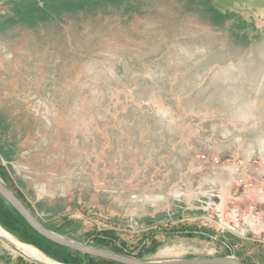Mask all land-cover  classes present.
<instances>
[{"label": "rangeland", "instance_id": "rangeland-1", "mask_svg": "<svg viewBox=\"0 0 264 264\" xmlns=\"http://www.w3.org/2000/svg\"><path fill=\"white\" fill-rule=\"evenodd\" d=\"M18 1L0 0V165L36 217L82 243L112 231L130 252L155 232L144 260L244 244L219 230L212 195L264 203L234 201L230 172L207 181L203 157L251 161L264 186V0H122L34 29L7 23ZM179 226L215 234L165 232ZM251 237L245 257L264 252ZM19 261L41 264L0 237V264Z\"/></svg>", "mask_w": 264, "mask_h": 264}, {"label": "trees", "instance_id": "trees-1", "mask_svg": "<svg viewBox=\"0 0 264 264\" xmlns=\"http://www.w3.org/2000/svg\"><path fill=\"white\" fill-rule=\"evenodd\" d=\"M109 3L111 5H121L122 0H21L14 2L12 14L10 15L7 23L9 26L22 25L29 29H34L39 27V25L47 26L51 23L62 21L64 18L70 16L83 15V17H88L90 14V16H94V12L98 9V7H104ZM208 8L209 11L216 17L222 18L225 16L213 7L209 6ZM3 154L6 159L12 158L11 152L3 151ZM0 178L12 191H14L10 175L1 165ZM16 195L36 216V212L26 202L24 197L19 193H16ZM41 222L48 229L75 239L66 233V227L64 225H60L58 223L47 224L42 220ZM0 226L17 238L21 243H25L26 245L38 249L40 252L59 264H118L112 261L82 255L79 252L57 245L42 237L32 227H30L25 219L11 207L2 196H0ZM165 232L167 235H181L190 238L198 235L202 238L207 237L209 239L213 238L215 234L207 229H198L194 227L189 228L183 226L173 228L171 231L172 233H169L168 230ZM156 234L157 233L152 231L149 232L148 235L141 240L140 246L135 248L136 251L134 252H130L127 248L128 245L126 242L122 241L112 231L103 230L87 233L85 235L86 241H84V243L116 254L144 260L146 257L155 255L158 252L160 243L155 237ZM243 242L245 243L243 244L238 242L234 243L232 247L227 246L228 250L226 251V254H223L220 257L233 255L245 264H264V252L259 250L255 251L253 256L245 257L246 251H250L252 249L251 247H248V244L252 242L244 240ZM18 264L21 263L19 262Z\"/></svg>", "mask_w": 264, "mask_h": 264}, {"label": "built area", "instance_id": "built-area-1", "mask_svg": "<svg viewBox=\"0 0 264 264\" xmlns=\"http://www.w3.org/2000/svg\"><path fill=\"white\" fill-rule=\"evenodd\" d=\"M205 165H210L215 171H229L233 174L232 182L236 185L232 189V199L234 201L248 200L253 196L257 197L259 203H264V186L258 179H248V171L253 167V163H224L221 158L213 157L207 159L203 157ZM230 162V161H228ZM208 197V195H206ZM212 197L219 198V203H214L208 208L214 210L213 218L221 232H230L244 241H255L251 235L264 234V212L257 204L250 205L247 210L235 204L233 206H224L222 202L223 196L221 194L212 195ZM206 208V209H208ZM247 234H251L250 236ZM253 238V239H251Z\"/></svg>", "mask_w": 264, "mask_h": 264}, {"label": "water", "instance_id": "water-1", "mask_svg": "<svg viewBox=\"0 0 264 264\" xmlns=\"http://www.w3.org/2000/svg\"><path fill=\"white\" fill-rule=\"evenodd\" d=\"M0 196L14 208L39 235L70 250L118 264H245L234 256L211 258H185L171 260H140L113 253L59 234L48 229L0 178Z\"/></svg>", "mask_w": 264, "mask_h": 264}, {"label": "bare ground", "instance_id": "bare-ground-1", "mask_svg": "<svg viewBox=\"0 0 264 264\" xmlns=\"http://www.w3.org/2000/svg\"><path fill=\"white\" fill-rule=\"evenodd\" d=\"M0 237L5 241H7L8 243H10L11 245L17 247L22 252V254L24 253L29 259L33 261L39 262L41 264H57L51 261L50 259L46 258L34 247L27 246L25 245V243L23 245L21 243L16 242L13 236L10 233H8L6 230H4L1 226H0Z\"/></svg>", "mask_w": 264, "mask_h": 264}, {"label": "crops", "instance_id": "crops-1", "mask_svg": "<svg viewBox=\"0 0 264 264\" xmlns=\"http://www.w3.org/2000/svg\"><path fill=\"white\" fill-rule=\"evenodd\" d=\"M229 171H215L214 169L211 170L209 173H206L205 178L208 179L207 181H209V179L211 181H209L212 184H217L222 185V183L220 182V179H224L225 177H229L231 178V172L228 173ZM224 177V178H223ZM222 202L225 203L224 198H222ZM21 264H33V263H26L24 261H19Z\"/></svg>", "mask_w": 264, "mask_h": 264}]
</instances>
